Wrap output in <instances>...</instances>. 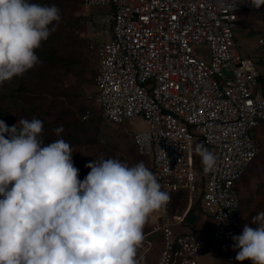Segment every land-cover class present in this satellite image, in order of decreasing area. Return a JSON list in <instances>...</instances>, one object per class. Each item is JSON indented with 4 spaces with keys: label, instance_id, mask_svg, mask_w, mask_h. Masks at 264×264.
<instances>
[{
    "label": "built area",
    "instance_id": "obj_1",
    "mask_svg": "<svg viewBox=\"0 0 264 264\" xmlns=\"http://www.w3.org/2000/svg\"><path fill=\"white\" fill-rule=\"evenodd\" d=\"M81 1L112 9L110 39L91 45L100 60L94 98L101 116L110 124L133 123L136 149L151 157L149 170L170 195L152 221L163 242L157 264H200L217 242L226 254L234 244L230 234L240 235L245 224L256 227L241 214L237 184L260 152L255 129L264 124L261 73L240 55L234 29L243 13L264 29V6L255 9L249 0ZM257 42L264 45V36ZM201 47L207 58L199 57ZM197 145L216 157L209 173ZM202 184L201 207L213 220L208 240L175 231ZM181 190L188 210L171 216L172 196Z\"/></svg>",
    "mask_w": 264,
    "mask_h": 264
},
{
    "label": "clouds",
    "instance_id": "obj_2",
    "mask_svg": "<svg viewBox=\"0 0 264 264\" xmlns=\"http://www.w3.org/2000/svg\"><path fill=\"white\" fill-rule=\"evenodd\" d=\"M60 20L55 5L0 0V84L40 63L37 50ZM17 124L0 120V264H139L145 225L170 201L149 168L102 159L85 165L81 181L69 143L44 144L39 119ZM53 131L60 136L64 128ZM195 152L211 172L214 153L204 145ZM251 223L230 234L236 260L264 264V211Z\"/></svg>",
    "mask_w": 264,
    "mask_h": 264
},
{
    "label": "rangeland",
    "instance_id": "obj_3",
    "mask_svg": "<svg viewBox=\"0 0 264 264\" xmlns=\"http://www.w3.org/2000/svg\"><path fill=\"white\" fill-rule=\"evenodd\" d=\"M59 1L60 12H63L66 22L78 18L80 26L79 28H74V30L82 44L83 60L78 69L81 70V74L65 76L63 73L66 72H64L63 69L56 67L53 68L52 74H56L53 76L51 82L49 80L47 83H43L41 88L31 86L34 90L40 89V92L42 89V93L46 94L45 98H38L35 95L36 93L33 92L34 90L28 92L25 98L22 90L20 91V95L23 98L16 101L14 99L15 95H12L11 91H18L16 90L18 84L16 83L13 86L14 89L12 87H2L0 84V115L1 113L4 114V117H0V120L17 124V122L24 119V115H26L24 109L31 104L36 105L37 110L41 114L40 117L43 122V129L45 128L44 123H46L45 133L42 131L41 134L42 140L45 139V134L49 135V138L55 135L53 141L66 136L64 140L69 143L72 148L73 163L74 166L79 169V179L81 181H83L90 172V169L85 165L89 162L102 159H118L129 166H133L142 161L145 166L150 169L152 165L151 157L141 155L136 149L132 134V131L134 130L133 123L127 120L119 127L110 124L102 118L100 108L94 98L97 88L96 84L92 82V77L99 71L100 60L97 49L91 48V45H99L101 42L110 39L111 30L109 14L112 11L111 7L108 5L86 7L82 4L81 0ZM66 22L64 24L66 27H61V25L58 26L56 29L58 33L61 31L63 33L67 32L69 26ZM257 23V19L248 15L245 18H241L237 27L234 29V37L240 55L243 57H249L255 62L261 57V53L264 54V49L260 52L258 49V42L256 43L260 38V33L256 30L259 28ZM197 53L199 57L207 58L206 47H201L197 50ZM256 64L263 73L264 68L261 67L262 65L259 62ZM74 89L80 93V96L78 98L71 97V102L73 100V106L77 107L79 104L86 105L88 109H90L86 114H89V117H92V115L95 116V119L90 123H85L84 127L79 132L73 128L72 123L65 125V127H63L64 124L61 121L58 123L60 110L68 108L71 105V103H69L70 99L62 96L60 91L66 90L68 93H72L74 92ZM57 93L60 94L55 96ZM82 120H85L84 117ZM17 126L20 125L17 124ZM58 126L64 128V132L61 133L60 136H57L53 131ZM262 130H264V124L255 129L257 143L260 148L258 157L252 164L250 170L243 175L237 184L240 199L245 200L249 193V189H241V187L246 180L251 181L253 177L255 178L254 182L256 183H252L251 188L253 191H258L253 195L254 198L252 202L249 203L248 209L246 208L247 210L245 211L241 209V212L243 211V216L245 215L249 217L251 221L254 216L261 211H264V183L259 184L261 178H264V135L261 133ZM196 158H199V156ZM201 191L202 187L200 188L199 193L195 194L193 197L194 211L191 218H199L200 221L197 226L198 235L205 240H208L212 231L213 220L212 217L201 207V203L198 202L200 201ZM181 193H184L183 196H180ZM186 193V190H181L172 196L169 205L171 216L177 214L183 215L187 212L189 203L188 195ZM243 207L245 208V204ZM156 217V214L153 215L152 220L150 218L145 225L144 241L137 253L139 264H157L161 251L163 250V242L160 239V232H153V222L156 221ZM187 232L191 231L189 230ZM222 245L221 242L215 243L216 252L210 256L201 258L200 264H240V262L236 260L237 250L233 249V244L227 247L226 254L224 255L220 253V247ZM244 264H250V262L245 261Z\"/></svg>",
    "mask_w": 264,
    "mask_h": 264
},
{
    "label": "trees",
    "instance_id": "obj_4",
    "mask_svg": "<svg viewBox=\"0 0 264 264\" xmlns=\"http://www.w3.org/2000/svg\"><path fill=\"white\" fill-rule=\"evenodd\" d=\"M31 2L39 3L42 5H55L60 9L59 0H31ZM60 14H61V20L52 26L54 30L51 32L50 37L48 38L47 41L43 42L41 47L37 50V55L40 58V63H38L33 69L25 73L23 76L15 77L10 82H5L4 85L1 84L2 87H7V88L9 87L13 88V86L16 83L18 84V88L16 89L18 91H15V90L11 91V94L15 95L14 99L16 101L19 100L20 98H23L20 95V91L23 90L25 98H26L28 92H32L34 90L32 89L33 87L31 88V86L41 88V85H43V83H47L49 80L51 82L53 80V76L56 74V73L52 74V70L55 67L63 69V71L66 72V73H63L65 76L81 74V70H78V69L80 68V65L82 64V60H83V51L81 47L82 44L80 43L79 38L76 35L75 30H74V28H79L80 26L78 22V18H75L73 21L66 22V19L63 16V12H60ZM245 17H247V15L243 13L241 15V18H245ZM65 22L69 26V29H67L66 33H63L62 31L58 33L56 29L58 28L59 25H61V27H66L64 25ZM258 27L259 28L256 30L258 33H260V37L264 36V29H262L259 24H258ZM258 46H259L258 49L260 50V52H262L263 51L262 49H264V45L258 44ZM41 61H42V65H41ZM258 62L262 65L261 67L264 68V54L261 53V57L257 60L256 63ZM260 73H261L262 89L264 91V72L262 73V71L260 70ZM96 74H94L92 77L93 79L92 82L94 83H95ZM33 92L36 93L35 95L38 98L46 97V94L42 93V89H41V92H40V89H36ZM60 93L62 96L69 98L70 99L69 103H71V105L68 108L61 109L59 112L58 123L61 121L64 124L63 127H65V125H68L69 123H72L73 128L76 129L77 132H79L80 130H82L85 123H90L95 119V116L92 115V117L91 116L88 117L89 119L87 118L85 120H82V118L86 115V112L90 109H88V107L83 104H79L77 107L73 106V100L71 102V97L78 98L80 96V93L77 92L75 89H74V92L72 93H68L66 90L60 91ZM60 93H57L55 96L59 95ZM24 110L26 114L24 115V119L31 120L33 118H36V119L41 120V117H40L41 114L37 110L36 105L31 104L29 107L25 108ZM73 114H74V118H73ZM0 117L3 118L4 114L1 113ZM4 123L9 127L16 125L15 123H12V122L9 123L7 121ZM44 125H45V128L43 129V132L45 133L46 123H44ZM113 125L116 127L121 126V125H115V124ZM17 127H20V126H17ZM261 133L264 135V130H262ZM65 137L66 136H63L62 138L64 139ZM5 138H8V137L6 136ZM54 138H55V135L49 138V135L45 134V139L43 140V143L44 144L51 143L54 140ZM257 157L255 158V160L257 159ZM198 160L199 159H197L196 167L199 166ZM252 164L250 165L248 170H250ZM254 180H255L254 177L252 178L251 181L246 180V182H244V185H242L241 187V189H245V188L249 189L247 198L245 200L241 199V209L243 211L248 209L249 203L252 202L254 198L253 195L258 191V190L253 191V189L251 188L252 183L253 184L256 183L254 182ZM260 183H264L263 177L259 181V184ZM0 199H3V197L0 196ZM243 203L245 204V208L243 207L244 205ZM193 211H194V204L190 207L186 216L189 214H192ZM243 211L241 212V214L243 213ZM244 219L247 220L248 222H252L247 216H245Z\"/></svg>",
    "mask_w": 264,
    "mask_h": 264
},
{
    "label": "crops",
    "instance_id": "obj_5",
    "mask_svg": "<svg viewBox=\"0 0 264 264\" xmlns=\"http://www.w3.org/2000/svg\"><path fill=\"white\" fill-rule=\"evenodd\" d=\"M201 187L203 188V184L201 185ZM184 193H181V196H183ZM187 194V193H186ZM179 215V214H177ZM192 214H189L187 216H185L184 221L180 224L177 225L175 227V231L178 233H197V226L199 224V218L195 217V218H191ZM191 231V232H187V231Z\"/></svg>",
    "mask_w": 264,
    "mask_h": 264
}]
</instances>
